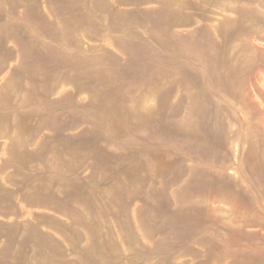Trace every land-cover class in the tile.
<instances>
[{"label": "rangeland", "instance_id": "1", "mask_svg": "<svg viewBox=\"0 0 264 264\" xmlns=\"http://www.w3.org/2000/svg\"><path fill=\"white\" fill-rule=\"evenodd\" d=\"M0 264H264V0H0Z\"/></svg>", "mask_w": 264, "mask_h": 264}]
</instances>
